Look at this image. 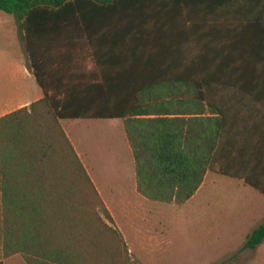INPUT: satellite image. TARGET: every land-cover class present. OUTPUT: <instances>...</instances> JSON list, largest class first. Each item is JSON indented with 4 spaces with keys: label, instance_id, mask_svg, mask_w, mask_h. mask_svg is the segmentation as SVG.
<instances>
[{
    "label": "trees",
    "instance_id": "16d2710c",
    "mask_svg": "<svg viewBox=\"0 0 264 264\" xmlns=\"http://www.w3.org/2000/svg\"><path fill=\"white\" fill-rule=\"evenodd\" d=\"M193 3L0 0V9L19 20L26 65L44 93L29 108L0 116V264L2 258L18 251L27 264H83L100 253L86 245L97 240L95 230L100 229V218L94 220L76 199L70 184L65 186V169L57 172L60 176L55 182L59 185L47 182L48 190L43 186L44 176H48L45 153L40 152L38 164L34 156L45 141L41 128L50 130L51 119L42 118L38 126L24 128V121L16 118L21 111L31 113L39 103L52 114L74 163L86 176L58 119H123L134 159L136 190L149 200L181 205L196 193L207 171L242 180L264 194V138L256 135L258 123L264 121V109L230 106L237 101L264 103V37H250L248 42L234 45L240 54L238 59H219L225 51L213 43L217 37L206 41L190 19ZM99 4L106 10H111L112 4L117 6L126 23L114 40L111 54L117 67L113 70L107 61L99 59L102 54L90 44L100 80H80L73 75L75 81L49 91L51 85L41 78L46 54L81 53V35L93 41L90 26L96 22ZM207 4L232 12L236 21L256 20L244 10L251 9L252 14L257 7L264 10V0H207ZM154 6L162 7L163 19L170 20L169 30L186 23L183 41L169 34L164 40L147 34L144 27L155 14ZM129 23L137 25L130 34ZM64 46L72 51H61ZM71 69L79 70L76 66ZM47 148L51 146L47 144ZM263 238L261 223L247 236L243 248H255ZM86 246L90 247L87 251ZM101 253L100 261L113 260Z\"/></svg>",
    "mask_w": 264,
    "mask_h": 264
},
{
    "label": "rangeland",
    "instance_id": "374dc122",
    "mask_svg": "<svg viewBox=\"0 0 264 264\" xmlns=\"http://www.w3.org/2000/svg\"><path fill=\"white\" fill-rule=\"evenodd\" d=\"M13 18V13L0 9V62L3 59L1 55L6 52L7 61L3 64L9 65L24 54L21 43L12 40L11 33H7L13 25ZM16 118L24 121V128L38 126L42 118L51 119L50 130L44 126L41 128L45 141L41 150L35 151L34 156V163L38 164L41 153H45L44 163L49 178L44 176L43 186L47 189L49 182L56 185L58 182L55 179L60 176L57 172L65 169V186L70 184L69 187L82 207L90 215L100 218V229L105 231L103 246L112 245L115 249L118 248V252H113L116 257L132 264H264V238L255 248H243L251 231L264 223V194L242 180L208 171L202 189L181 205L149 200L140 208L157 218L153 222L154 227L157 230L162 229L166 243L152 254H128L111 213L96 194L90 179L74 163L70 147L59 126L53 123L54 118L46 105L39 103L31 113L21 111ZM120 121L117 118L68 120L63 121L62 127L67 131H70V126H76L78 131L84 129L81 133L85 138L86 150L92 152V157L100 159V165L110 164L114 168L119 164L126 169L127 163L121 160L124 159L123 145L118 140V135L123 134L122 129H118ZM111 127L115 128L114 137H110ZM47 144L51 149L47 148ZM119 158L121 163L117 162ZM97 174L103 180L113 183L115 178L124 176L125 171L112 169L110 172ZM110 234H115V237L111 238ZM118 239L122 243L120 251Z\"/></svg>",
    "mask_w": 264,
    "mask_h": 264
},
{
    "label": "crops",
    "instance_id": "0c3cea01",
    "mask_svg": "<svg viewBox=\"0 0 264 264\" xmlns=\"http://www.w3.org/2000/svg\"><path fill=\"white\" fill-rule=\"evenodd\" d=\"M193 1V7L190 8L192 11L190 12V19H192L193 24L202 32V37H205L204 39H206V41L217 37L215 40H213V43H216L217 47L219 46L218 49L225 51V55L223 57L220 56L219 59H238L237 57H239L240 54L237 53V50L233 48L234 45L243 44L246 41L248 42L250 37H254L256 39H262L264 37V21L262 19L264 12L263 7H257L253 14L251 9L243 11V13L250 14L251 16L255 15L256 20L247 18L241 19V21H236L232 12H225L223 11V8L220 7L215 9L214 7L207 4V0ZM96 9V22L90 26L92 31L91 39H93V41H89V39L87 40L85 35L82 34L80 41L81 53L68 56L59 55L58 52H55L56 54L52 52V55H49V53L46 54V58L43 62L44 72L41 75V78L46 85H51V87H48L49 91L52 90V87L62 88L63 85L75 81L71 78L73 75H75L80 80H92L95 82L100 80V74L97 65L91 54L92 47L90 44H93L96 47L97 52L102 54L101 57L99 55V59L107 61V65H109L110 68H113V70L117 67V65L114 64L116 59L114 55L111 54L115 46L114 40L121 31L125 30L126 23L121 20V16L118 12L119 9L114 4H112L111 10H106L104 4H99ZM152 10L155 12V14L152 13L151 20L149 21L148 25L144 27L147 30V34L152 33L154 36L156 35L155 37L159 39L162 38L163 40L168 39V34L170 37H175L179 41H183L186 38V23L182 25L180 24V26L177 25L175 27V31L169 30L167 22L170 20L168 18H166V20H164L165 18L163 19V15L165 14H163L162 7L154 6ZM84 11L86 14H89V7L85 6ZM104 11H106V13H104ZM157 11H159L158 16ZM12 23L13 25L7 31V33H11L12 40H17V42L21 43L24 54L23 57H21L18 61L13 62L11 65H9V63L3 64V62L7 61L5 58L7 57L8 53L5 52L1 55V58L3 59L0 62V116L23 107L29 108L32 102H36L44 96L43 88L37 82L35 76L26 65L27 61L24 42L19 37V20L15 15ZM127 26L128 34H130L131 30L133 32L137 30V25H132L129 23ZM173 31L175 33H173ZM162 33L166 34L165 37L164 35H161ZM70 49L71 47L67 46L60 48V50L63 52L72 51ZM76 50H78V48H76ZM4 55L5 57H3ZM73 66L78 67L79 70H72L71 68H73ZM67 69H69V71H67ZM147 74L148 72H144V75ZM230 106L238 108L250 107L257 110L264 109V103L262 104L259 102L249 101L233 102V104H230ZM100 119L102 118L58 119V122L66 134L76 155L78 156L88 178L90 179V182L96 191V194L106 206L107 210L111 213V218L114 220L116 226L119 229L120 237H122L124 241L123 243L128 254H152L153 252H157L159 248L164 246L166 239L163 236L164 233L162 229L157 230L154 227L153 222L157 218H154V216L145 209L142 211V208H140V206L143 204L148 203L149 199L142 196L136 190L134 159L125 136L123 119L117 118L121 120L120 128L118 129H122L123 131L121 136L118 135V140L120 144L123 145L122 157L124 159L121 158V160L122 162L125 161L127 163L126 169L123 165L119 164H117V167L113 166L114 168L109 166L110 164L100 165V159H97L94 156L92 157L90 155L92 152L86 150L85 138L81 133L84 132V129H80L78 131L76 126H70V131H67L65 127H62L63 121H91ZM258 125L260 129L256 131V135L258 137L263 135L264 138V121L259 122ZM114 129L115 128L113 127L110 128V137L115 136ZM121 160L119 158L117 162L121 163ZM112 169H118L121 172L125 171V175L121 176L120 178H115L113 183H110L112 181L109 182L103 180L102 177L97 174L102 172H110ZM35 170L38 171V167ZM127 170L128 172H126ZM131 170H133V173H131ZM206 174L196 193H198L204 186ZM91 217L98 221L94 214H92ZM110 224H112V221ZM95 233L97 240L88 241L86 245H91L92 251L100 253L93 255L94 260L86 261L83 264H132L130 261L125 262L114 255L115 253L113 252H118V248L115 249V247L112 245L103 246L105 231L97 229L95 230ZM110 235L111 238L115 237V234ZM117 244L119 245L120 251V247L122 248V243L119 241V239ZM89 248V246H86L85 250L87 251ZM101 252L112 256L113 260L100 261L99 259H102L103 254ZM2 264L27 263L22 253L18 251L5 258H2Z\"/></svg>",
    "mask_w": 264,
    "mask_h": 264
}]
</instances>
